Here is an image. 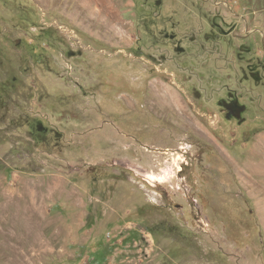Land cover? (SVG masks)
I'll return each mask as SVG.
<instances>
[{
  "label": "rangeland",
  "instance_id": "374dc122",
  "mask_svg": "<svg viewBox=\"0 0 264 264\" xmlns=\"http://www.w3.org/2000/svg\"><path fill=\"white\" fill-rule=\"evenodd\" d=\"M98 252L264 264V0H0V264Z\"/></svg>",
  "mask_w": 264,
  "mask_h": 264
},
{
  "label": "trees",
  "instance_id": "16d2710c",
  "mask_svg": "<svg viewBox=\"0 0 264 264\" xmlns=\"http://www.w3.org/2000/svg\"><path fill=\"white\" fill-rule=\"evenodd\" d=\"M105 263H106V255L103 252L96 253L89 261V264H105Z\"/></svg>",
  "mask_w": 264,
  "mask_h": 264
},
{
  "label": "water",
  "instance_id": "95a60500",
  "mask_svg": "<svg viewBox=\"0 0 264 264\" xmlns=\"http://www.w3.org/2000/svg\"><path fill=\"white\" fill-rule=\"evenodd\" d=\"M40 131L41 132H46L42 127H40ZM57 137H61V136L58 134Z\"/></svg>",
  "mask_w": 264,
  "mask_h": 264
}]
</instances>
